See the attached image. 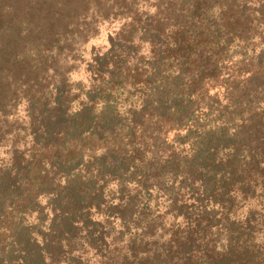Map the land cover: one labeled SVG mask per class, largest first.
I'll list each match as a JSON object with an SVG mask.
<instances>
[{
  "label": "trees",
  "instance_id": "1",
  "mask_svg": "<svg viewBox=\"0 0 264 264\" xmlns=\"http://www.w3.org/2000/svg\"><path fill=\"white\" fill-rule=\"evenodd\" d=\"M0 264H264V0H0Z\"/></svg>",
  "mask_w": 264,
  "mask_h": 264
},
{
  "label": "rangeland",
  "instance_id": "2",
  "mask_svg": "<svg viewBox=\"0 0 264 264\" xmlns=\"http://www.w3.org/2000/svg\"><path fill=\"white\" fill-rule=\"evenodd\" d=\"M120 25L121 24L117 22H115L114 24H103L98 35L92 38L87 43L86 49L82 54V64L72 73L73 82L87 83L90 76H92L91 71H88L89 64L93 62L92 60L94 59V56H102L109 49L110 38L115 35V32L119 29ZM46 202L47 201H43L42 205L46 206Z\"/></svg>",
  "mask_w": 264,
  "mask_h": 264
}]
</instances>
